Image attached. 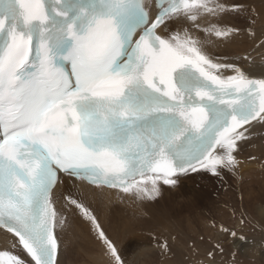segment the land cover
<instances>
[{"label":"snow or ice","instance_id":"1","mask_svg":"<svg viewBox=\"0 0 264 264\" xmlns=\"http://www.w3.org/2000/svg\"><path fill=\"white\" fill-rule=\"evenodd\" d=\"M247 11L230 0H0V230L10 246L0 264H62L60 233L74 217L107 264H126L93 203L144 204L191 173L238 174L264 127V74L216 49L241 32L226 17ZM152 240L170 252L167 237Z\"/></svg>","mask_w":264,"mask_h":264},{"label":"rangeland","instance_id":"2","mask_svg":"<svg viewBox=\"0 0 264 264\" xmlns=\"http://www.w3.org/2000/svg\"><path fill=\"white\" fill-rule=\"evenodd\" d=\"M231 2L244 3L248 11L229 15L233 21L227 24L243 28V34L252 29L256 33L253 44H261V40H264V0ZM253 20L255 23H252ZM241 159L245 163L236 176L226 172L223 178L207 172L192 173L186 180L183 179L181 186L178 183L176 188L180 187L177 190L162 192L154 202L131 204L126 201L125 206H115L103 218L104 222H100L103 226L106 223L104 228L116 242L126 264H200L201 261L209 264L207 253L213 249L215 259L211 264H264L263 257L256 254L247 257L243 250L233 244L238 238L264 246V205L257 210L253 209L256 204H253L252 210L242 206V201L249 196L251 203H254L261 193V184H264V167L260 166L264 164V138L246 144ZM190 184L194 185L193 189L184 191ZM222 212L227 214L224 220L218 219ZM148 220L151 228L146 232L145 221ZM221 225L234 230L236 237L220 231ZM80 228L83 232L89 231L85 236L92 239L90 244L94 245L92 250H88L77 235L76 240L82 241L77 242L74 264H107L106 258H103L104 250L96 249L97 244L99 248L102 247L90 233L88 225ZM153 234L169 239L170 252L161 254L153 247ZM217 243L223 248L222 253L216 249Z\"/></svg>","mask_w":264,"mask_h":264},{"label":"bare ground","instance_id":"3","mask_svg":"<svg viewBox=\"0 0 264 264\" xmlns=\"http://www.w3.org/2000/svg\"><path fill=\"white\" fill-rule=\"evenodd\" d=\"M230 2H231V0H230ZM232 21H233L232 18H230V16H227L226 20H225V23L232 22ZM239 29L241 30L240 34L237 37H235L231 42H229L227 44H224V45H221L218 49H216V52L219 55H227V56L231 57L232 59H239L241 57L248 56L249 59L246 62V65L248 66V70L251 72V74L254 77H260L262 74H264V46H261V44H259V45L253 44V43L256 42V37L255 38H251V37L248 36V34H247L248 32L247 31L245 32V34H243L244 29L240 28V27H239ZM262 41H264V40L262 39L261 42ZM262 138H264V127L258 126L256 128L255 133H254V135H253L251 140H257V139L259 140V139H262ZM260 168L257 169V170H260ZM189 175H187V176H189ZM187 176L181 177L180 182H179L180 186H181L180 183ZM262 185H264V184H261V193L257 197V199L254 200V203H251V200H249L250 196H249L248 199H244L242 201V206L245 207L247 210H252L253 204H254V206L256 204V207L253 208V209H256V210L260 209L262 207V205H264V186H262ZM180 186H178V188ZM176 187H177V185L175 187L163 186L162 187V192H165V193H167L169 191L173 192L174 190L178 189ZM193 187H194V185L192 186V184H190V185H188V186H186L184 188V191L189 192L191 189H193ZM131 204H133V203H131ZM117 205H119V206L121 205V207L125 206L126 205V201L125 202H120V201H118V200H116L114 198L111 199V200L105 199L103 201L97 200L91 206L95 210V212H96L97 216L99 217V219L103 220V218L112 209H114L115 206H117ZM257 213L259 214L260 212H257ZM225 215H227V214L222 212L221 215L218 216V219H223L224 220L223 217ZM262 215L264 216V212H262ZM103 222H104V220H103ZM105 224L106 223H104V226H105ZM87 225L88 224L83 222L82 220H80L79 217H74L73 220H72V223L70 224L68 229L66 231L60 233V239H61L62 247H63L62 264H74V262L76 260V256H77V254H76V246H78V243L80 241V240H78L79 238L80 239L82 238V240H83L82 244H86L84 246L85 248H87V249L89 248L90 250L93 249L92 247H93L94 244H90L93 240L88 238L87 236H85V234L89 233V231L88 232H83L84 230L81 231L82 228L79 229V227H87ZM102 225H103V223H102ZM88 227H89V225H88ZM149 228H151V222L148 220V221H145L144 230L147 232L149 230ZM127 230H130V229H127ZM3 235L4 234L0 230V250H5L6 248L10 247L5 242V240L3 239ZM77 235H78V239L76 240ZM83 237L85 238V240L83 239ZM233 244L235 245V247H238L239 249L243 250L244 254L247 257H253L256 254V255L264 258V246L261 245L260 243L251 242V241L244 240V239H242V240L240 239L239 240L237 238L233 242ZM95 247H96V249H102V248H99V244H97V246H95ZM101 257L102 256H100V258ZM103 258H104V255H103ZM103 258H102V260H103ZM102 260H100V261H102Z\"/></svg>","mask_w":264,"mask_h":264}]
</instances>
